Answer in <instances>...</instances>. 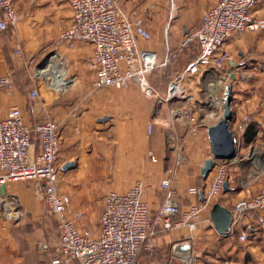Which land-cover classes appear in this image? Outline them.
<instances>
[{
  "label": "crops",
  "instance_id": "0c3cea01",
  "mask_svg": "<svg viewBox=\"0 0 264 264\" xmlns=\"http://www.w3.org/2000/svg\"><path fill=\"white\" fill-rule=\"evenodd\" d=\"M217 1L117 0L120 8L129 16L142 17L152 33L151 40L141 41L143 46L156 49L161 56L183 52L185 64L180 72L199 52L195 42L182 48L181 39L187 31L198 26L206 9ZM14 4L20 14L17 26L0 30V77L11 75L13 84L10 87L0 84V120L7 116L13 105L22 109L29 124L40 120L46 112L59 120L60 165L62 167L65 162L72 160L76 162L73 168L61 169L63 188L71 196L72 208L83 211L81 228L87 229L83 223L86 215L91 214L93 202L100 201L102 213L104 199L99 198L101 194L110 189L126 191L137 180L146 185L144 198L156 215L165 198L161 181L168 177L171 170L174 171L173 184L180 204L186 206L198 201L200 194H190L188 190L192 186L203 189L211 181L212 172L205 178L201 174V168L204 161L212 156L208 127L219 119L221 113L212 122L202 119L199 132L191 134L182 117L174 114L178 107L169 113L165 101L158 105L155 99L145 97L134 85L126 89H93L95 95L91 98L90 108L83 112L78 110L82 98L76 89L83 88L85 81L78 79L79 74L82 67L88 68L87 59L93 52V45L85 41L63 45V53L75 75L69 89L60 91L49 87L51 91L44 92L43 101L32 102L29 90L33 83L26 71L24 58L52 50L51 46L55 48L53 41L58 35V28L71 23L73 12L68 0H14ZM192 8L200 10L193 15ZM252 13L264 17V0L252 9ZM4 15L0 9V19ZM19 47L24 56L16 53ZM225 49L232 53V59L218 69L224 83L219 86L211 85L210 97L215 108H221L216 103L217 95L221 87L224 86L225 91L229 85L233 111L230 123L232 131L234 132L237 121L248 114L258 129L257 135L247 143L246 137L251 136L246 134L248 127L242 132L234 133L245 151L244 156L230 160L233 163L229 169L230 189L224 190L202 211V221L192 233L193 238H190V230L185 225L159 233L154 252L141 250L137 264H183L184 255L190 252L199 255L196 258L197 264H224L227 258L231 264L264 263V237L254 214L248 213L239 224L233 225L235 235L220 234L211 218L215 202L231 209L236 200L254 195L264 186V160L259 159L252 162L254 172H249L246 181L243 183L241 178L236 182L238 172L251 162L246 156L252 155L255 149L264 154V29L249 30L229 38ZM206 70L202 69L200 72L204 73ZM213 89H216L215 92ZM195 98L191 92V99L197 100ZM104 116H109V119L100 121ZM159 118L165 120L167 131L159 126ZM150 121L155 122L152 134H148L146 129V124ZM182 137L183 143L180 142ZM180 147L186 153L187 160L177 165ZM150 150L157 156L156 161L150 159ZM236 185L241 188L236 190ZM9 190L19 197L27 217L17 222L0 220V264H52L55 257L50 260L44 254L50 244L39 240L38 246L36 245V228L42 225H34L28 219V216L36 217L41 212L34 190H27L19 182L11 184ZM91 221L92 219L90 224ZM245 229L250 236L248 240L241 241L238 236ZM42 230L48 231V224L42 226ZM232 242H238L244 247L229 249ZM186 244H190L188 249L183 248ZM225 255L228 257L225 258ZM60 264L79 262L70 260Z\"/></svg>",
  "mask_w": 264,
  "mask_h": 264
},
{
  "label": "built area",
  "instance_id": "2783aa9c",
  "mask_svg": "<svg viewBox=\"0 0 264 264\" xmlns=\"http://www.w3.org/2000/svg\"><path fill=\"white\" fill-rule=\"evenodd\" d=\"M261 1L218 0L207 8L198 26L187 31L180 41L182 48L195 42L199 52L171 81L165 95L160 94L149 81L150 73L161 65V55L156 49L141 44V41L151 40L152 33L142 17L129 16L120 8L117 0H68L73 18L69 25L59 26L54 40L55 50H52L55 52L49 55L47 66L38 67L39 61L33 55L25 57L24 63L29 68L34 66L33 77L43 74L40 69L44 68H48L44 72L48 74L50 66L56 64L54 68L58 69V73L53 74V68L46 75L49 85L60 91L68 89L74 77L69 73V67L65 66L68 62L59 47L85 41L93 45V52L87 59V66L93 73V89L128 88L134 85L159 104L178 98L188 100L191 94L187 93V86L183 82L186 74L222 68L232 59V53L225 49L229 38L249 30L264 29V17L252 13V9ZM0 9L5 14L0 19V30L16 27L20 14L14 0H0ZM16 53L24 56L20 47ZM0 84L12 86L11 75L0 77ZM39 95L40 91L34 85L30 97ZM217 100L221 107L222 100L218 97ZM174 114L182 117L189 133L199 132L203 121L194 108L183 105L180 111L175 109ZM252 121L250 115H244L237 121L234 133L244 131ZM154 126L153 121L146 124L148 134H152ZM60 143L61 124L50 112L29 124L22 109L13 105L7 116L0 120V220L16 222L24 216L21 202L9 187L13 183L32 181L35 195L43 200L58 221V255L52 264L70 260H77L79 264H137L141 250L154 252L159 233L185 225L190 230V238H193L192 233L202 221V211L222 194L225 182L230 179L231 161H216L211 181L203 188L204 199L182 206L173 184L174 171L171 170L168 177L161 181L165 198L156 215L144 198L146 185L143 181H135L126 191L110 189L105 194L99 233L94 234L90 229L81 228L83 211L72 208L71 196L63 188ZM149 156L153 161L158 159L152 150ZM186 160V153L180 147L176 164L181 165ZM2 186L6 188L5 193H2ZM201 189L192 186L188 191L198 196ZM231 211L233 222L230 234L235 235L233 225L252 213L264 237V187L254 195L238 199ZM249 236V231L245 229L238 237L246 241ZM197 256L196 252L184 255L183 264H197Z\"/></svg>",
  "mask_w": 264,
  "mask_h": 264
},
{
  "label": "rangeland",
  "instance_id": "374dc122",
  "mask_svg": "<svg viewBox=\"0 0 264 264\" xmlns=\"http://www.w3.org/2000/svg\"><path fill=\"white\" fill-rule=\"evenodd\" d=\"M174 9H176V6L174 7ZM199 10H200V8H192L191 14L195 15ZM53 43H54V41H53ZM51 48H52V50H55V48H53V46H51ZM59 48L62 51L64 50L63 47H59ZM52 50L51 49L46 50L42 54L33 55L39 61L38 67L47 65V63L50 60L49 55L51 53L55 52ZM173 53H175V54H172V52H171L170 54H165V55L161 56V58H162L161 59V65L158 68H156L154 71H152L149 75L150 83L162 95H165L167 93L168 87H169L171 81L173 79H175V77L179 76V74L181 73L180 70L183 69L184 64H185V56L183 55V52H180V53L179 52H177V53L173 52ZM40 64H43V65L40 66ZM66 65L69 67V73L72 74V76H74V78H75V75H73V71H72L70 62H68V64L65 63V66ZM29 67L30 66H28L26 68V71L31 76L33 86L35 85L40 91V95L38 97H30L31 101L32 102H37V101H41V100L43 101L44 92L45 91L46 92L51 91V89L49 88L51 86L49 85V81H48V78L46 76L49 73H51V70L48 71V74L46 72V73L41 74L40 76L33 77L32 73H34L35 68H34V66H32V68H29ZM201 72L197 73V74L188 73V74H186V76L183 80V82L187 86V93L191 94V92H193L195 97L197 98V100H194V99L192 100L191 98L188 100H187V98L186 99H179L178 98V99H172V100L165 101V104L168 106V112L169 113H171L172 110H174L176 107H178L177 109L180 111V109L183 107V105H188V106L194 108V111H196L197 116L200 118V120L204 119L205 122L206 121L212 122V121H214V119L216 120L218 118V115L220 113L222 114V112H223V99L222 98H223V93H224V86L221 87V89L219 90V94L217 95V97L222 100L221 108H215L216 105H215V103H213L212 97H210L211 93H209V88L211 85L219 86L220 84L224 83L222 81V78H221L222 76L220 74V71L217 69H209V70L207 69L206 71H203L204 73H201ZM80 78L82 80H85V81H83V86H82L83 88L80 87V88H77L76 90H79V97L82 98L81 103H80V107L78 108V110H82V112H83V110L90 108L91 98L95 95V92L93 91V88L91 86L93 73L89 70V68L83 69V67H82V71L80 72L78 79H80ZM204 85H206V86H204ZM106 88H108V87H106ZM109 89H126V88L109 87ZM65 90H67V89H65ZM65 90H62V91H65ZM215 90L216 89H213V92H215ZM29 95H30V90H29ZM145 97H147L149 99H153L152 97H148V96H145ZM204 98L206 100H204ZM216 103L218 104L219 100H217ZM158 105H162V103H160V104L158 103ZM156 106H155V109L157 108ZM158 110H159V108H158ZM158 120H159V126L162 129L166 130L165 120L162 118H159ZM102 122H105V121H102ZM183 141L184 140L182 137L180 139V142L183 143ZM237 150H238L237 151V157H238V159H240L242 156H244L243 154L245 151H244V149L242 150V147L239 145V143H237ZM258 150L259 149H257V150L255 149V150H253L252 155L246 156V158H249V160H251V162L247 163V165H244V167H242V170H240V172H238V174L236 175L237 176L236 182H238L242 178L241 181H243V183H244L246 181V178L250 174L249 172H252V170L254 172L252 162L258 161V159L260 161L264 160V154L261 153L263 151H260V150L258 151ZM232 165H233V163H230L229 169ZM231 170H233V167ZM19 183L24 184L27 190L33 191V182L32 181H24V182H19ZM236 186H237L236 190H239L241 188L238 185H236ZM106 193L101 194V196H99V198L105 199ZM34 196H35L36 201L38 200V202H40L39 207L41 209V212L38 213V215L36 217H29L28 216V219L30 221H32L34 223V225H42L45 227V225L48 224V231H45V230L43 231L42 226H39L38 228H36L35 241H36L37 246H38L39 240H42V241L44 240L50 244V247L48 248V250L45 253L44 252L43 253L47 257H49V259L51 260L52 258L57 257V255H58L57 245H58V241H59V237H60L58 221H57L56 216H54L48 210V208L45 206L44 202H42L40 200V198L37 197L35 194H34ZM17 198L20 201L18 196H17ZM99 206H100V201L99 202L96 201V203H94V202L92 203L91 214L86 215L85 220H84L85 223H83V226L86 227L87 229L92 230V232L94 234H98L99 229H100L99 228L100 227L99 218H100L101 210H100ZM38 216L41 218H39ZM26 217H27V213L25 212L24 216L21 219H24ZM21 219H19V220H21ZM90 219H92V221H91L92 225L90 224ZM237 246L238 247H242V246L244 247V245H242L238 242H236V243L232 242L229 246V249H231L233 247H237ZM227 257L228 256L225 255V258H227ZM228 259L229 258H227V260H225L224 262L226 264H231L229 262L230 260H228Z\"/></svg>",
  "mask_w": 264,
  "mask_h": 264
},
{
  "label": "water",
  "instance_id": "95a60500",
  "mask_svg": "<svg viewBox=\"0 0 264 264\" xmlns=\"http://www.w3.org/2000/svg\"><path fill=\"white\" fill-rule=\"evenodd\" d=\"M43 64H40V66ZM42 67V66H41ZM223 112L219 119L208 127V137L211 144L212 156L208 157L201 168L203 177L213 171L216 161L227 160L230 161L237 157V139L231 129L230 123L233 118V111L231 107V90L227 85L223 93ZM109 116L100 118L101 121H107ZM76 166L74 160L65 162L61 169L67 170ZM230 189L229 180L224 184V190ZM2 193L6 192L5 186L1 187ZM200 198L204 199V190H200ZM212 221L220 234H229L233 222L232 211L230 208L220 202H215L211 209ZM190 244H186L183 248L188 249Z\"/></svg>",
  "mask_w": 264,
  "mask_h": 264
},
{
  "label": "trees",
  "instance_id": "16d2710c",
  "mask_svg": "<svg viewBox=\"0 0 264 264\" xmlns=\"http://www.w3.org/2000/svg\"><path fill=\"white\" fill-rule=\"evenodd\" d=\"M247 127H246L247 128L246 134H251V136L250 137H246V142L250 143L251 141H253L255 139L258 129L256 128L255 124H253L252 122H250L247 125Z\"/></svg>",
  "mask_w": 264,
  "mask_h": 264
},
{
  "label": "bare ground",
  "instance_id": "6f19581e",
  "mask_svg": "<svg viewBox=\"0 0 264 264\" xmlns=\"http://www.w3.org/2000/svg\"><path fill=\"white\" fill-rule=\"evenodd\" d=\"M51 63V62H50ZM52 64V63H51ZM50 64V65H51ZM47 66V65H46ZM56 66V64H54V66H50V70H52L54 67ZM46 69H48V68H44V69H40V71H42V73H44L45 71H46ZM44 70V71H43ZM55 70V71H54ZM54 70H53V74H57L58 73V69H55L54 68Z\"/></svg>",
  "mask_w": 264,
  "mask_h": 264
}]
</instances>
